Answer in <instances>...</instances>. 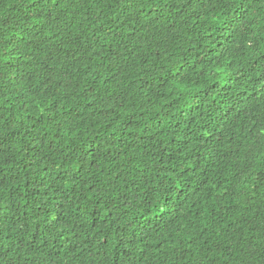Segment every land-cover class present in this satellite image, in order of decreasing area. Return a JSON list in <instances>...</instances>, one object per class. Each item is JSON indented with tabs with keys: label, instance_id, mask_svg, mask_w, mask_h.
<instances>
[{
	"label": "trees",
	"instance_id": "1",
	"mask_svg": "<svg viewBox=\"0 0 264 264\" xmlns=\"http://www.w3.org/2000/svg\"><path fill=\"white\" fill-rule=\"evenodd\" d=\"M0 264H264V0H0Z\"/></svg>",
	"mask_w": 264,
	"mask_h": 264
}]
</instances>
